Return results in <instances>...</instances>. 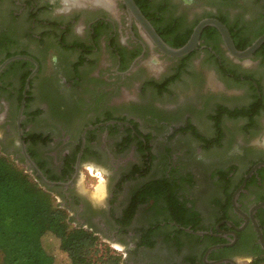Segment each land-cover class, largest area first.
<instances>
[{"label":"flooded vegetation","instance_id":"flooded-vegetation-1","mask_svg":"<svg viewBox=\"0 0 264 264\" xmlns=\"http://www.w3.org/2000/svg\"><path fill=\"white\" fill-rule=\"evenodd\" d=\"M108 1L0 0V64L15 55L36 62L20 57L0 71L2 154L25 164L67 222L106 239L121 264L263 259L264 42L237 58L206 25L196 48L170 57L148 41L121 0ZM134 1L169 45L186 42L207 17L226 26L238 50L264 32V0ZM152 53L170 63L168 75L146 73ZM206 65L225 74L228 91L205 88ZM187 68L189 81H181ZM172 84H192L202 96L173 108L146 96ZM128 87L136 95H123ZM188 136L206 150L237 137L228 151L233 161L184 152ZM93 170L105 175L95 191L106 192L99 202L81 181Z\"/></svg>","mask_w":264,"mask_h":264},{"label":"trees","instance_id":"trees-1","mask_svg":"<svg viewBox=\"0 0 264 264\" xmlns=\"http://www.w3.org/2000/svg\"><path fill=\"white\" fill-rule=\"evenodd\" d=\"M0 187L4 189L0 192V264H55L53 254L43 245L47 236L66 253L69 264H121L118 255L100 249L96 234L69 227L66 211L54 205L40 182L7 154L0 155ZM26 255L25 263L21 259ZM249 264H264V258Z\"/></svg>","mask_w":264,"mask_h":264},{"label":"rangeland","instance_id":"rangeland-1","mask_svg":"<svg viewBox=\"0 0 264 264\" xmlns=\"http://www.w3.org/2000/svg\"><path fill=\"white\" fill-rule=\"evenodd\" d=\"M9 4L12 5L11 0H8ZM71 2H78L79 0H69ZM5 5H8L5 4ZM9 11V10H8ZM7 11V12H8ZM78 28H81V24H78ZM162 58V59H161ZM170 64V63H165L163 57L161 56H157L156 54L152 53L150 55L147 56V58L145 59V71L147 74H154V75H159L160 72H162V74L168 75L169 70L166 71V65ZM107 64H102L100 66V70L104 71L102 72L103 75H106L107 72ZM204 74H205V80H206V89H212L215 92H219V91H228L227 87L230 86V84H228V79L224 76V73H220L216 68H213L211 66H205L204 68ZM188 68L186 71L181 72V81H189V77H188ZM132 87H128L124 92L123 95L125 96H132V95H136V93L134 94L131 93V91H133V89H131ZM231 90L234 88H230ZM229 89V90H230ZM153 91H150V93L148 92L146 94L147 97L153 98L156 100V102L159 104L161 103L162 106H168L170 108H173V106L175 104H179L180 106H187L189 103H191L192 99L194 96L196 97H201L202 94L199 91L194 90L193 85L192 84H172L170 85L169 89H167V91L164 92H158L157 89H152ZM129 91V92H127ZM46 94L43 93L41 95L42 100L45 101V97ZM179 97V100H178ZM170 99H177L178 103L172 102ZM186 104V105H185ZM177 106V105H176ZM181 112L185 113V109H183ZM201 120H205V113L201 115ZM229 122H233V121H229ZM232 128H234V124L230 125ZM0 135H1V131H0ZM197 139V138H196ZM184 141H182V144L184 143L185 151L188 153H192L195 154V156H199L202 159H207V158H220V161L222 162H226V163H230L233 161V158L228 156V151L231 150V148L233 147V145L237 142V137L233 136V137H228L227 139H224L223 144L220 147H215L212 149H205L204 145L197 139L196 142L193 141V138L188 136L187 138L184 137L183 139ZM189 143V144H188ZM192 143L195 145H192ZM182 147V146H181ZM2 152H5L4 148L2 147L1 143H0V155L2 154ZM8 156H10L12 159L14 158L13 154H7ZM14 160V159H13ZM16 164L20 167L23 168L32 179L37 180L35 178V175L33 174V172L23 163H20L18 160L15 161ZM89 169H91V167H89ZM93 174L95 175H89L86 177L81 176V181L82 184L84 186V188L86 190H88V193H94L99 186H102L101 184L105 181V175L102 172H98L97 170H93L92 171ZM84 177V178H83ZM97 179V180H96ZM4 189L2 187H0V192H2ZM52 197V202L54 205L57 204V199ZM69 227H74V223H68ZM27 236L24 235L23 237H21V239H25ZM28 239V238H27ZM97 239H98V244L101 250H104L105 248H108L109 251L113 254H119V251L116 250L115 248H113L108 242H106V239H102L99 235H97ZM43 245H45L46 248H48L49 252L53 254V258H54V263L55 264H69V259L66 256V253H64L63 251L60 250L59 246L57 245V242L55 240L52 239V236L50 237H45L44 241H43ZM119 258H121V255H118ZM26 260L28 261V257L23 256L21 261L26 263ZM250 262H246L245 264H249Z\"/></svg>","mask_w":264,"mask_h":264},{"label":"water","instance_id":"water-1","mask_svg":"<svg viewBox=\"0 0 264 264\" xmlns=\"http://www.w3.org/2000/svg\"><path fill=\"white\" fill-rule=\"evenodd\" d=\"M123 4L125 5L126 11L128 12L129 16L131 18H134L137 24L140 26L142 29L143 33L145 34L146 38L148 39L149 42L154 44L157 49L162 52L163 54L170 56V57H182L186 54H188L190 51H192L194 48L197 47L198 41H199V36L202 28L206 25H212L218 29L220 32L224 46L228 50V52L237 57V58H248L252 55V53L260 47V45L264 42V32L260 34L258 37H256L250 45H248L246 48L242 50H238L234 47L232 39L228 33V30L226 26L220 22L219 20L212 18V17H207L201 19L193 28L189 38L185 43H183L181 46L178 47H173L166 43L161 36L155 31L154 27L151 25L149 20L143 15L137 4L135 3L134 0H121ZM28 58L30 60H33L31 57L26 56V55H15L6 58L1 64H0V71L3 69V67L10 62L11 60H14L16 58ZM35 62V61H34ZM36 63V62H35ZM32 76V74L29 76V78ZM28 78V79H29ZM28 87V84H25V89ZM23 95H25V90L23 92ZM23 106V100L22 104L20 106L19 110V117L21 115V110ZM23 154L25 156L26 161L30 164V166L34 169H36L37 174L41 177L42 181L45 183H51L48 180H46L40 173V171L36 168V166L33 164V162L30 160L26 152L23 150Z\"/></svg>","mask_w":264,"mask_h":264},{"label":"clouds","instance_id":"clouds-1","mask_svg":"<svg viewBox=\"0 0 264 264\" xmlns=\"http://www.w3.org/2000/svg\"><path fill=\"white\" fill-rule=\"evenodd\" d=\"M53 61H55V57H53ZM105 196L106 192H100L99 194H96L95 192L92 193V198L97 202L103 200Z\"/></svg>","mask_w":264,"mask_h":264},{"label":"bare ground","instance_id":"bare-ground-1","mask_svg":"<svg viewBox=\"0 0 264 264\" xmlns=\"http://www.w3.org/2000/svg\"><path fill=\"white\" fill-rule=\"evenodd\" d=\"M98 1H101V2H104V3L106 2V4H108V2H109L108 0H98Z\"/></svg>","mask_w":264,"mask_h":264}]
</instances>
